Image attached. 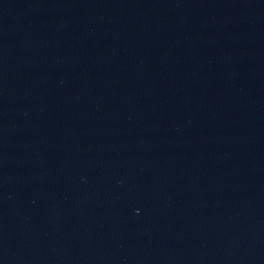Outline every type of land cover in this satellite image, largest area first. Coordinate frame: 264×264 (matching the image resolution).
<instances>
[{"label": "water", "instance_id": "obj_1", "mask_svg": "<svg viewBox=\"0 0 264 264\" xmlns=\"http://www.w3.org/2000/svg\"><path fill=\"white\" fill-rule=\"evenodd\" d=\"M0 264H264V0H0Z\"/></svg>", "mask_w": 264, "mask_h": 264}]
</instances>
